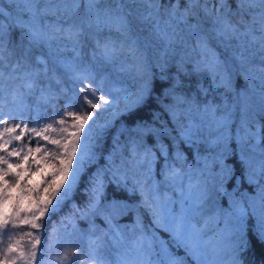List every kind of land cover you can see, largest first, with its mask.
Segmentation results:
<instances>
[{"label":"trees","instance_id":"obj_1","mask_svg":"<svg viewBox=\"0 0 264 264\" xmlns=\"http://www.w3.org/2000/svg\"><path fill=\"white\" fill-rule=\"evenodd\" d=\"M78 1L80 5H83L79 9H74L72 4L70 6L56 2L49 4V8L37 5L32 13H29L27 9L23 11L19 7L9 5L10 14L0 17V23L5 27L12 25L7 37L11 43H7L6 40L7 47L10 50L20 47L30 48L33 53V63H35V56L45 58L48 61L50 73L47 77L42 75L40 79L47 85L50 82L51 73L61 71L60 62L67 64L75 62L77 52H79L80 62L89 64L93 62L94 53L97 52V41L102 44L108 42L117 50L114 64L108 65L109 70L119 68L120 65L128 69L124 72L112 71V84L122 90L117 95H124L125 90L127 95H132L143 88L146 99L131 115L121 118L119 114L113 119L112 128L104 135L102 144L98 147L100 152L97 158L82 170L60 210L52 217L51 222H46V228L66 217H72L77 208H85L93 182L97 177L106 176L107 178L103 180V200L101 202L103 204L101 206L104 207L107 204L110 206L113 202H119L123 208L122 213L116 215L114 220H110L108 214L104 217L98 213V208L101 207L99 203L97 210L86 218L73 220L77 233L87 234V231H93L91 227L93 222V226L100 232L103 245L100 251L103 255L110 254L111 248L115 249L110 254L113 264L119 262L117 254L122 250L123 245V242L114 235L115 226L123 233L127 231L130 233L129 244L134 247L139 245V241L151 242L157 247L163 240L165 242L163 247L167 246L177 251L181 245L173 242L168 232L154 222L151 211L144 203L145 198L148 199V197L131 178H121L112 171L113 161L118 160V156L122 160L121 155H127L129 137L144 136L145 143L137 149V152L138 154L145 153L148 150L155 169V176L162 179L165 174L161 171H164L167 165H170L168 170L171 172V169L176 168L175 164L180 165L181 159L195 161L198 152L196 150L201 148L195 139L199 140L200 135H195L194 132H192L193 135L187 134L189 125L196 120L208 121V118L213 117V111L216 108L212 106L213 104H219L221 98L224 101L226 98L229 100L233 98L232 107H235V111L228 124V140L231 150H228L229 153L224 159L230 165L232 178L225 184L228 188L234 189L238 179L240 180L239 189L252 190V185L245 177L246 171H244V164L241 163L242 159L239 158L235 149V133L258 132L264 135V129H262L264 126V72L261 71V67H264L261 56L264 54L258 50V45L248 48L255 55L249 63L243 64L236 49L241 43H246L247 38L217 35L212 30L211 23L197 30L185 24L174 23L172 27H169L163 20L159 22V28L156 27L155 20H148V24H140L134 20L132 27L125 29L122 27L120 18L132 12L133 8L129 7L130 5L142 4V0H110L111 7H107L109 5L107 2H99V5L96 2L98 7L92 8H89L84 0ZM162 2L167 4L169 0H162ZM206 2L211 5L214 0H206ZM121 3L125 5L124 8L118 7ZM239 3L240 0H231L234 19L237 12L236 5ZM140 8L145 15V8L142 6ZM251 15L252 11L249 10L247 18ZM97 16L103 21L99 27L95 23ZM85 20L91 24L90 28L93 32L89 33L87 28L89 26L85 24L84 33L78 40L66 39L64 38L66 32L58 31L62 26H79ZM18 24L39 32L42 38L35 43H30V36L22 30V27H16ZM117 29L120 30L117 31ZM146 32H153V41L146 42V45L136 42L134 38H140ZM161 32L167 33L168 39H162ZM205 38H208V47L198 46ZM130 43L133 45H128ZM133 46L136 50L135 54L129 55V50ZM224 47L226 52H224ZM205 56H219L221 60L227 57L228 75L223 81L218 80L214 73L203 71L205 65L210 63V60L204 59ZM134 63L142 65L140 72L130 67ZM189 65L192 67L190 68ZM253 75L255 79L251 77ZM13 86L10 84L9 87L5 86V89L8 88L11 91ZM243 94H247L251 100L244 105L240 101ZM5 99L9 102L0 103V111L5 116L23 115L31 119L27 112H21L10 102V97L6 96ZM196 128L191 129L193 131ZM172 161L175 164H170ZM239 195L240 192H237L228 199H223L221 207L229 208L232 198L240 199ZM245 201L249 202L248 199ZM256 220L257 216L251 217L246 222L249 238L255 230ZM139 222H143L144 225L140 234L137 235L133 227H137ZM18 227L30 230L26 225H18ZM44 240L45 237L41 236L42 244ZM85 243V240L80 239L77 234H69L62 230V244L53 249L52 256L62 254L64 244L74 246ZM112 243L113 245H108ZM160 247L156 249L159 262H161ZM247 259L251 261V264H264L258 245L249 249Z\"/></svg>","mask_w":264,"mask_h":264},{"label":"snow or ice","instance_id":"obj_2","mask_svg":"<svg viewBox=\"0 0 264 264\" xmlns=\"http://www.w3.org/2000/svg\"><path fill=\"white\" fill-rule=\"evenodd\" d=\"M141 6L145 8L146 14L136 19L155 20L157 28L161 20L169 27H172L174 23L185 24L197 30L211 23L212 30L217 35L247 38L243 47L248 49L258 45V50L264 54V0H240V3L236 5L235 19L231 11V0H214L211 5L206 0H183V2L169 0L167 4L162 0H142V4L133 3L129 7L134 9ZM80 7L83 5L73 4L74 9ZM88 7L98 6L94 0H90ZM118 7L124 8L125 5L121 3ZM257 8L259 11H255ZM249 10L252 11V15L247 18ZM4 15L7 13L0 8V17ZM132 17L131 11L123 15L120 18L122 27L131 28L134 23ZM102 22L97 16L95 20L97 27ZM85 24L91 26L85 20L79 26H62L58 31L66 32L64 37L66 39L78 40L84 33ZM16 27L22 26L18 24ZM10 29L12 25L5 27L0 23V103L9 102L5 99L8 96L10 102L21 112L28 113V117L34 114L33 123L38 124L41 118L51 119V123H46L37 131L36 128H29V118L23 115L5 116L0 111V129H2L0 130V153H3L0 155V166H7L6 168L0 167V264H110L101 257L100 249L103 247L101 237L82 232L77 233L76 225L73 223V220L86 218L97 210L99 203L102 202L103 180L107 178L106 176L97 177L93 182L85 208H77L72 217H66L50 224L47 228L46 222L52 221V217L60 210L64 200L75 186L82 170L95 159V148L100 139L112 128L113 118L117 113H120L121 118L131 115L145 101L144 89L141 88L132 95H127L126 90L124 95H117L122 90L112 84V71L124 72L128 69L120 65L119 68H113L110 71L108 65L114 64L117 50L114 45L108 42L102 44L99 41L96 44L97 52L94 53L93 62L82 64L80 54L77 52V60L71 64L60 62L61 71L52 72L50 82L45 85L40 77L49 76L48 61L41 56H35V63H33V53L30 48L20 47L10 50L6 44ZM22 30L31 37L30 43H35L42 38L41 34L35 30L27 27H22ZM160 35L162 39H168L167 33L161 32ZM7 43L11 41L7 40ZM198 46L207 48L208 38L201 41ZM135 51L133 46L129 50V55H134ZM254 55V52H250L249 56L245 57L241 53L239 59L243 61ZM204 59L210 60V63L203 68L204 72L214 73L221 81L227 77V57L221 60L219 56H205ZM261 61L264 64V55L261 56ZM130 67L136 72L142 69V65L138 63ZM189 67L192 66L189 65ZM261 71L264 72V67H261ZM5 81L13 82L14 86L10 92L5 89ZM228 82L230 83V79ZM48 110H51L53 115L41 117V113ZM25 132L42 137L43 140L54 145V152L50 153L45 150L43 155L44 157L50 155L52 160L58 162L51 165L54 171L50 173L52 178L44 181L46 187L43 189V196L37 191L38 185H33L31 188L25 185L28 193H37L35 198L30 200L27 208L22 207L20 203L24 199V189L21 190L18 198L13 197L12 189L20 187V182L24 179L28 169H24L23 172L15 171V169L23 168L21 161L27 163L30 157L39 167L40 160L32 155L33 149L28 148L27 144L9 148L13 141H21ZM52 133L56 135L52 136ZM257 135L259 134L255 132L250 133L247 143L251 145ZM260 139L264 141V135H260ZM25 148H27L26 152ZM35 152H41V147H36ZM13 156L18 158L15 165L9 162V158ZM45 162L49 163V161ZM241 163L248 164L249 178L255 175L250 158L242 159ZM259 173L261 179L264 180V148L261 149ZM8 176L13 177L11 182L6 179ZM231 178V169L224 165L218 174L211 175L213 189L218 193L223 192L225 183ZM6 203L12 206L10 212L5 211ZM144 203L151 207L149 200L145 199ZM122 211L120 203L113 202L108 209V218L114 220L115 216L121 214ZM256 216L254 202L248 204L243 198H232L228 218L232 225L231 235L234 243L231 259L227 264H251V261L247 259V254L254 245L260 247L261 259L264 260V188L261 190L255 230L249 238L246 222ZM154 222L163 227L159 218ZM18 225L29 226L31 230L24 232L20 239H15L19 235L14 231ZM62 230L69 234H77L80 239H86V243L74 246L64 244L63 253L53 257V249L62 244ZM41 236L45 237L43 244ZM4 237H7L6 243ZM24 237H27V240H24ZM176 238L182 239L179 232L176 233ZM121 264H155V262L147 259L137 262L122 261ZM167 264H181V262L169 258Z\"/></svg>","mask_w":264,"mask_h":264},{"label":"rangeland","instance_id":"obj_3","mask_svg":"<svg viewBox=\"0 0 264 264\" xmlns=\"http://www.w3.org/2000/svg\"><path fill=\"white\" fill-rule=\"evenodd\" d=\"M56 2H62L64 5L70 6L74 3H80L78 0H0V8L7 13V15L4 16H8L10 14L9 5H13L15 8L19 7L23 11L27 9L29 13H32L37 5L49 8V4ZM96 2L98 5L99 2H107L109 4L110 0H94V3ZM84 3L89 5L90 0H84ZM107 7H111L110 4ZM132 13V18L136 22L140 24H148L147 21L136 19L137 17L144 15L140 7L132 9ZM19 15L20 14H18V16ZM87 28L89 33L93 32L92 28ZM152 35L153 32H146L144 33V36L134 39L141 45H146V42L153 41ZM243 44L245 43H241L236 49L238 57L241 53H243L245 57H248L251 51V49L243 47ZM128 45L132 46L133 44L130 43ZM224 52H226V50ZM251 59L252 58L241 61L245 64L246 62L249 63ZM251 77L255 79L254 75ZM4 84L9 87L13 82L5 81ZM6 91L9 92L10 89L7 88ZM221 99L223 100V98ZM221 99L219 104L212 105L213 107H216L213 111V117L208 118V121L196 120L194 123H191L187 129V134H192V132H194L195 135H200L199 140L195 139V142L201 147L196 150L198 152L196 153L195 161L190 162L181 159L180 165H177L172 161L170 164H175L176 168L171 169L170 172L168 170L170 165H167V167L164 168V171H161L165 175L162 179H158L155 176V169L152 166L153 162L151 156L147 152L148 150L145 153L138 154L137 152V149L145 143L144 136L135 138L129 137L127 139V155H121V157H123L122 160L121 158L119 159V156L118 160L114 159L115 161H113L112 171L121 178H131V180L137 184V187H139L144 195L148 197V199H145L149 200L151 203V207L148 205L147 207L151 211L153 220L155 221L159 218L163 224V227H160L168 232L170 239L173 242H177L181 245L176 251L167 246L163 247L162 245H164L165 242L161 240L157 247L151 242L148 243L144 241H139V245L134 247L132 244H129L131 241L130 233L128 231L123 233L120 228L115 226L114 235L123 242L122 250L117 254L119 261L117 264H121L122 261L137 262L147 259H151L155 264H167L169 258L178 260L181 264H227L231 259L234 240L231 235L232 225L228 218L229 208L221 207L223 199H228L230 196L240 192L239 196L241 198H246L243 200L248 199V204L255 203L258 218L261 190L264 188V180L261 179L259 173L261 149L264 148V141H261L259 138L260 134L257 135L255 141L249 145L247 140L251 132L235 133V149L239 158H250L252 169L255 172V175L249 178V166L247 163H243L244 171H246L245 177L248 183L252 185L253 189H239L240 180L238 179L236 180V187L234 189L228 188L225 184L224 191L218 193L212 187L211 175L218 174L224 165H227L230 169L229 163L224 159L231 150V145L228 140V124L235 111V107H232L233 98L231 100L226 98L225 101H222ZM240 101L244 105V103H249L251 100L247 94H243ZM119 114L120 113H117V115ZM52 115L53 112L48 110L47 112H43L41 117H51ZM34 118L35 116L33 115L31 119H29V128H36L37 131L44 127L46 123H51V119L45 118H41L38 124L33 123L32 120ZM9 123H12V121H9ZM192 127L197 128L192 131ZM44 135H48V133H44ZM51 135L55 136L56 134L52 133ZM103 138L104 136L100 139L95 148V159L100 152L98 147L101 146ZM36 141H39V143H36ZM23 144H27L28 148H32V155L35 156L37 160H40L39 167L30 157L27 163L21 161V163H23V168L15 169V171L22 172L24 169H28L24 179L20 182V187L12 189L14 198H18L21 194V190L24 189V199L20 201V203L22 207L27 208L30 204V200L35 198L37 193H28L25 185H27V188H31L33 185H38L39 187L37 191L43 196V189L46 187L44 181L50 180L52 178L50 173L54 171V168L51 165L58 162L52 160L50 155L44 157V151L48 150L50 153L54 152L55 146L43 140L42 137L33 136L30 133L25 132V136L22 140L13 141V144L10 145L9 148L13 146L19 147ZM38 146L41 147V152H35V148ZM143 148L146 149L144 146ZM26 151L27 148H25V152ZM2 154L3 153H0V155ZM21 155H23V153H21ZM221 157H223V159H221ZM95 159H93L92 162ZM17 160L18 158L15 156L9 158V162L13 165H15ZM45 161H49V163H46ZM0 167L6 168L7 166L3 165ZM6 179L11 182L13 177L8 176ZM69 195L70 192L68 196ZM102 204L103 203H101L100 206ZM109 207L108 204L107 206L104 205V207H99L98 213L105 217V215L108 214ZM11 210V204L6 203L5 211L10 212ZM21 215H24V213H21ZM143 225V222H139L137 227H133L135 234H140ZM91 227L93 231H87V235L100 236V232L93 226V222L91 223ZM94 230L98 231V233ZM14 231L19 233L15 239H20L21 236H23V233L29 231V229H20V227H17ZM177 232L180 233L182 239L178 240L176 238ZM3 239L6 243L7 237H4ZM24 240H27V237H24ZM23 242L24 241H22V243ZM108 245H113V243ZM159 247L161 262L157 259L156 253V249ZM114 251L115 249L111 248L109 253L112 254ZM100 253L103 259H106L110 264H113V258L110 254L104 256L101 251Z\"/></svg>","mask_w":264,"mask_h":264}]
</instances>
